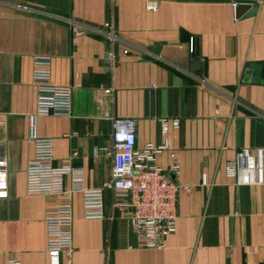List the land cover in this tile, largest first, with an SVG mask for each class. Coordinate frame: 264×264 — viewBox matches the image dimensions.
I'll use <instances>...</instances> for the list:
<instances>
[{"label": "crops", "instance_id": "1", "mask_svg": "<svg viewBox=\"0 0 264 264\" xmlns=\"http://www.w3.org/2000/svg\"><path fill=\"white\" fill-rule=\"evenodd\" d=\"M239 3L255 9L238 16L232 0H0V157L9 172L0 264H49L45 213L66 201L73 252L61 264H264V80L247 72L264 61V0ZM183 32L196 38L195 56ZM37 55L51 57L54 84L74 87L71 117L34 116ZM113 116L136 119L139 148L169 141L158 155L166 171L176 154L177 228L161 249L140 247L112 189L104 219L84 216L79 191L27 193L32 134L54 140L57 164L82 167L86 188L110 180ZM247 154L257 155L255 170Z\"/></svg>", "mask_w": 264, "mask_h": 264}, {"label": "built area", "instance_id": "2", "mask_svg": "<svg viewBox=\"0 0 264 264\" xmlns=\"http://www.w3.org/2000/svg\"><path fill=\"white\" fill-rule=\"evenodd\" d=\"M240 0H232L234 9ZM150 9H156L155 2ZM108 38L117 40L116 30L111 24L107 31ZM127 52V51H126ZM51 57L37 55L34 58L33 81L37 88V108L34 116L73 114L74 87L56 85L52 82L50 69ZM102 102V98H99ZM178 126V121L174 122ZM113 156L111 179L101 187L84 186V169L71 161L57 164L54 154V140L50 137H37L32 134L35 145L34 155L27 165V193L29 195H69L79 191L83 195L84 216L89 219L106 217L104 191L112 189L115 193L113 205L130 219L133 230L137 233L140 247L161 249L165 238L177 228L178 191L174 173H178L179 163L175 152L171 170L166 171L158 164V155L170 150L169 141L161 145L148 143L143 148L137 146V121L132 117H112ZM33 123L32 128L34 129ZM167 120H162V130L168 131ZM264 153V150H260ZM247 169L255 170L258 165L257 155L247 154ZM238 164L228 167L231 175L238 173ZM72 184L66 186V178ZM203 177V183L207 181ZM9 195V172L7 160L0 157V199ZM47 226V253L49 264H61L60 257L66 253L68 261L73 252V205L70 201L61 202L45 213ZM9 264H20L10 259ZM70 264V263H69ZM107 264V263H101Z\"/></svg>", "mask_w": 264, "mask_h": 264}, {"label": "water", "instance_id": "3", "mask_svg": "<svg viewBox=\"0 0 264 264\" xmlns=\"http://www.w3.org/2000/svg\"><path fill=\"white\" fill-rule=\"evenodd\" d=\"M244 8H253V10L255 9L251 4L239 3L237 8H236L238 16L241 14V10H243ZM181 41L187 42L189 44L190 51H191L192 55L195 56L197 53V40H196V38L187 32H183ZM149 50L159 54L161 52V46L152 45V46H149ZM194 66L196 68H198L199 63L195 62ZM247 72L249 74H251V79L254 82H260L261 80H264V61L252 64L251 66L248 67Z\"/></svg>", "mask_w": 264, "mask_h": 264}]
</instances>
